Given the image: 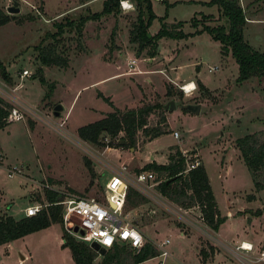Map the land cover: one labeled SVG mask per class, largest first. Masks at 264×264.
I'll return each instance as SVG.
<instances>
[{
  "label": "rangeland",
  "instance_id": "rangeland-1",
  "mask_svg": "<svg viewBox=\"0 0 264 264\" xmlns=\"http://www.w3.org/2000/svg\"><path fill=\"white\" fill-rule=\"evenodd\" d=\"M14 1L19 10L7 11ZM128 1L134 6L133 0ZM206 1L150 0L154 15L148 33L158 29L160 20L168 26L181 20L180 28L192 33L179 38L159 37L155 54L149 56L145 49L136 54L135 43L128 41L135 7L125 11L118 2L115 12L86 20L80 34L65 29L53 39L47 36L54 30L53 21L65 14L76 18L100 10L102 0H0V9L11 16L0 25V60L12 78L8 83L0 77V95L10 107L17 106L23 112L22 119L0 127V211L6 209L18 217L26 204L43 203L45 184L59 191L97 195L116 162H126L132 171L151 159L163 162L168 146L176 145L186 156L200 158L218 211L225 217L213 230L204 222L185 225L145 195L144 204H124L123 212L158 251L157 242L164 236L169 238L165 247L170 252L162 258V264H196L194 237H180V230L199 232L201 244L205 238L216 242L215 237L228 247H234L241 238H257V246L264 245V212L252 213L264 207V188L254 189L234 144V138L246 132L264 138L263 83L255 76L236 81L237 65L230 53L221 50L207 31L193 32L202 24L227 26V18L217 5ZM239 3L244 14V39L254 48L263 49L264 0ZM25 13L33 18L15 21ZM201 13L208 15L202 18ZM191 16L197 18L194 26ZM39 41L53 44L68 58L67 65H41L35 47ZM37 66L47 81H53L49 96H43L45 84L37 76H30ZM23 68L29 74L20 75ZM189 81L195 87L183 91L179 85ZM166 86L170 94L165 92ZM169 99L173 108L162 107L166 131L151 139L138 131L132 148L117 144L119 133L108 146L81 139L76 133L78 125L101 117L113 107L124 109L153 101L163 105ZM58 102L62 108L54 114L53 105ZM186 103L198 104V111L187 110L183 106ZM160 113L159 109L152 111L147 123H158ZM173 130L177 136H173ZM99 139L107 142L109 138L100 135ZM84 158L89 160L94 175ZM194 211L186 210L193 220L197 219ZM61 231V222L57 221L0 243V264H72L68 247L61 245ZM217 245L213 246L212 257L200 264H248L224 245ZM198 254L205 261L207 255L202 258ZM251 255L254 253L249 257L255 263L256 256ZM160 258L156 254L137 264H157Z\"/></svg>",
  "mask_w": 264,
  "mask_h": 264
},
{
  "label": "trees",
  "instance_id": "trees-1",
  "mask_svg": "<svg viewBox=\"0 0 264 264\" xmlns=\"http://www.w3.org/2000/svg\"><path fill=\"white\" fill-rule=\"evenodd\" d=\"M135 7L134 20L128 29V41L135 43V53L139 54L141 50L152 56L156 52V43L159 37L179 38L191 34L180 28L181 20L166 25L165 21L160 20L158 29L153 33L147 32L151 17L154 15L151 10L150 0H133ZM205 3L217 5L220 13L226 16L227 26L221 23L209 25L202 24L201 30L207 31L210 36L219 42L221 50L228 51L237 65L236 81H242L249 76L259 78L263 83L264 93V48L257 49L250 45L243 37L244 14L239 0H207ZM118 9V0H102L100 10L89 11L79 14L76 18L65 14L61 19L53 21L54 30L47 33V36L56 39L65 29H74L76 34H80L82 24L88 19H97L103 14L113 13ZM0 9V25L8 21L11 16ZM205 13H201L202 18ZM31 14H21L15 18L16 22L23 19H31ZM161 19V16H159ZM197 18L190 17V24L195 25ZM112 33V30L110 31ZM45 37V36H44ZM42 39V38H41ZM37 49V59L41 65L66 66L68 58L57 52L55 46L51 43L41 44L40 41L35 45ZM30 76H37L41 83H44L46 90L43 96H49L52 92L53 81H47L42 72V68L37 66ZM0 77L3 81L10 83L12 78L0 60ZM201 84V82H198ZM169 86H166L165 92L170 94ZM103 99L113 105L108 96H104L99 91ZM163 105L158 101L145 102L135 107H126L119 109L113 107L101 117L88 121L76 127V133L81 139L99 143L102 145H111L112 138L117 136V144L123 147H134L137 141V133L140 131L148 139L165 132L166 119L163 115ZM10 108V103L0 95V127L6 124L5 116ZM159 109V122L154 124L147 123L148 115ZM121 133V134H120ZM100 135L108 136L107 142L99 139ZM121 139L122 141L120 142ZM146 139V140H148ZM234 144L239 150V154L245 164L255 190L264 188V138L259 139L255 132H246L234 138ZM107 145V146H108ZM165 162H156L153 159L144 162L140 167L134 168L151 169L157 176L163 175L156 187L171 201L189 206L197 204L204 223L211 229H216L217 225L223 221L224 217L218 211L214 195L212 193L205 168L201 162L194 167L182 171L185 167L184 154L176 145H169ZM191 152L193 150L191 149ZM84 162L88 167L90 174L94 175L93 169L87 158ZM43 195L47 202L34 214H22L14 217L6 209L0 211V243L8 242L14 238L23 236L31 231L43 228L52 222H61V204L53 203L59 200L61 193L57 190L45 187ZM146 198L131 186L127 187L124 198V204L129 207L144 204ZM123 204V207H124ZM264 212V207L255 208L253 214ZM62 225V223H61ZM61 245L67 246L72 264H137L140 261L156 255L157 249L145 237V241L138 249H133L126 243L116 242L105 248L102 254L89 246L86 242L76 239L66 232L62 226ZM213 245H207V248L200 246L198 253L205 257L208 252L213 251ZM204 261V260H203Z\"/></svg>",
  "mask_w": 264,
  "mask_h": 264
},
{
  "label": "built area",
  "instance_id": "built-area-1",
  "mask_svg": "<svg viewBox=\"0 0 264 264\" xmlns=\"http://www.w3.org/2000/svg\"><path fill=\"white\" fill-rule=\"evenodd\" d=\"M118 2L122 8V0H118ZM126 2L131 4L128 0ZM27 74H29L28 70L23 68L20 75ZM179 86L183 91H189L193 88L186 89L184 82ZM22 118L23 112L17 106H11L5 116L7 122ZM172 133L173 136L178 135L176 130H173ZM182 153L185 157L183 172L199 163L197 158L186 156L184 151ZM192 153L195 154L194 151ZM162 179L163 175L157 176L156 172L151 169L130 171L126 162H116L114 167L109 168V174L106 175L97 195L57 190L61 195L59 200L53 201V203L61 204L62 226L74 238L87 244L95 242L104 248L119 242L126 243L133 249H138L145 241V236L123 212L124 198L128 186L166 207L185 225L198 226L199 222H204L197 204L182 206L160 193L156 184ZM45 187L50 188L48 184H45ZM48 203L50 202L44 201L40 203L36 201L28 203L25 205L23 213L26 215L34 214ZM192 208L195 209L194 217L197 218L195 220L186 214V210H191ZM168 242L169 238L167 236L162 237L157 242L160 248L159 251L157 250V256H161L157 264H162V258L169 254L170 251L165 247ZM234 249L247 251L251 249V243L244 240L240 241L234 246ZM256 259L264 260V250L259 252Z\"/></svg>",
  "mask_w": 264,
  "mask_h": 264
},
{
  "label": "crops",
  "instance_id": "crops-1",
  "mask_svg": "<svg viewBox=\"0 0 264 264\" xmlns=\"http://www.w3.org/2000/svg\"><path fill=\"white\" fill-rule=\"evenodd\" d=\"M173 82H176V81H174V80H172ZM146 141V140H145ZM181 149H184V148H181ZM168 150V149H167ZM149 156L151 157L152 155L151 154H149ZM166 161V159L163 161V162H165ZM199 162H201L200 161V158H199ZM129 165V164H128ZM142 165V164H141ZM141 165H138V166H141ZM207 174V173H206ZM208 177V176H207ZM209 180V179H208ZM8 211V210H7ZM152 211V210H151ZM9 212V211H8ZM10 213V212H9ZM22 215V214H21ZM20 215V216H21ZM19 217V216H18ZM206 228H207V226H206ZM209 228V227H208ZM197 233H199V232H195V231H191L190 233H183V231L182 230H180L179 231V235H180V237H185V236H191L192 235V237H194V247H195V262H196V264H200V263H205V262H207L211 257H212V254L211 253H213V251H215V247L213 248V251L212 252H208V254H207V256H206V259H205V261L203 262V261H201L200 259H199V254H198V249H199V247H200V245H203V246H205V249L207 248L206 246V243L205 242H207L208 241V243L209 244H211V245H216V244H218L217 246L219 247V243L220 244H222V245H224L220 240H219V238L218 239H216L215 237H214V239L216 240V242L215 241H211V240H209V238H205V241H203V243L201 244L200 243V241L198 242V240H200L199 238H198V234ZM207 234H208V232H206ZM186 234V235H185ZM202 234V233H201ZM200 235V234H199ZM207 237V236H206ZM204 238V237H203ZM62 240V239H61ZM247 241V242H250L251 243V249H249V250H247V251H245V250H242V249H234V247H228V246H225V247H227L232 253H234L235 255H236V257H238V258H240L242 261H245V262H247L248 264H257V262L258 263H261V264H264V260L263 259H256L257 261L255 262V263H253L254 261H252L251 260V258L249 257L250 256V254L252 253H254V255H251V256H258V254H259V252L261 251V250H264V245L263 246H261V247H258L257 246V242L260 240V239H257V238H251V239H245V238H241V240L240 241ZM217 242H219V243H217ZM4 243H6V242H4ZM238 244V243H237ZM236 245V244H235ZM234 245V246H235ZM72 263H73V261H72Z\"/></svg>",
  "mask_w": 264,
  "mask_h": 264
},
{
  "label": "water",
  "instance_id": "water-1",
  "mask_svg": "<svg viewBox=\"0 0 264 264\" xmlns=\"http://www.w3.org/2000/svg\"><path fill=\"white\" fill-rule=\"evenodd\" d=\"M19 10V8H18V6L16 5V2L14 1L13 2V4H10V5H8L7 6V11H9V12H16V11H18ZM173 106H174V104H173V100L172 99H169L167 102H165L164 104H163V108H169V109H171V108H173ZM184 106V108H186L187 110H189V111H191V112H197L198 111V109H199V105L198 104H192V103H186V104H184L183 105ZM62 108V105H61V103H55L54 105H53V113L54 114H56L57 112H58V110H60ZM122 140L120 139V142H121ZM132 148V147H131ZM89 246H91L92 248H94L95 250H97V252L99 253V254H102L104 251H105V248L103 247V246H99L97 243H95V242H91V243H89Z\"/></svg>",
  "mask_w": 264,
  "mask_h": 264
},
{
  "label": "clouds",
  "instance_id": "clouds-1",
  "mask_svg": "<svg viewBox=\"0 0 264 264\" xmlns=\"http://www.w3.org/2000/svg\"><path fill=\"white\" fill-rule=\"evenodd\" d=\"M122 8H123V10L127 11V10L133 9L134 6L127 3L126 0H122ZM189 87H195V85H190Z\"/></svg>",
  "mask_w": 264,
  "mask_h": 264
},
{
  "label": "bare ground",
  "instance_id": "bare-ground-1",
  "mask_svg": "<svg viewBox=\"0 0 264 264\" xmlns=\"http://www.w3.org/2000/svg\"><path fill=\"white\" fill-rule=\"evenodd\" d=\"M185 85H186V86H185L186 89H187V88H192V87H189V86H190V85H194V82L189 81V82H187Z\"/></svg>",
  "mask_w": 264,
  "mask_h": 264
},
{
  "label": "snow or ice",
  "instance_id": "snow-or-ice-1",
  "mask_svg": "<svg viewBox=\"0 0 264 264\" xmlns=\"http://www.w3.org/2000/svg\"><path fill=\"white\" fill-rule=\"evenodd\" d=\"M118 183V182H117Z\"/></svg>",
  "mask_w": 264,
  "mask_h": 264
}]
</instances>
